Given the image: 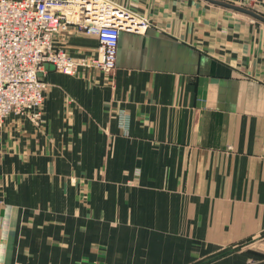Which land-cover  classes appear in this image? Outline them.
<instances>
[{"label": "crops", "instance_id": "1", "mask_svg": "<svg viewBox=\"0 0 264 264\" xmlns=\"http://www.w3.org/2000/svg\"><path fill=\"white\" fill-rule=\"evenodd\" d=\"M111 1L145 25L113 71L43 66V122L0 124V264H264V23ZM54 39L97 54L71 27Z\"/></svg>", "mask_w": 264, "mask_h": 264}, {"label": "built area", "instance_id": "2", "mask_svg": "<svg viewBox=\"0 0 264 264\" xmlns=\"http://www.w3.org/2000/svg\"><path fill=\"white\" fill-rule=\"evenodd\" d=\"M245 2L252 7L258 0ZM144 26L111 0H0V124L11 113L35 126L43 122L45 64L69 76L80 69L108 74L120 32ZM69 27L97 40L94 58L74 59L55 46V36Z\"/></svg>", "mask_w": 264, "mask_h": 264}, {"label": "water", "instance_id": "3", "mask_svg": "<svg viewBox=\"0 0 264 264\" xmlns=\"http://www.w3.org/2000/svg\"><path fill=\"white\" fill-rule=\"evenodd\" d=\"M208 1L211 2L212 4L223 6L225 8L231 9L233 11L246 14V15L251 16L252 18H254L256 20H259V21L264 23V16H262L261 14H259L258 12L254 11L252 9H249V8H246V7L237 6V5H233V4H230V3H227V2H223V1H220V0H208ZM44 66L45 67H53L50 64H45Z\"/></svg>", "mask_w": 264, "mask_h": 264}, {"label": "rangeland", "instance_id": "4", "mask_svg": "<svg viewBox=\"0 0 264 264\" xmlns=\"http://www.w3.org/2000/svg\"><path fill=\"white\" fill-rule=\"evenodd\" d=\"M244 6V5H243ZM244 7H247V8H249V9H252V10H254V11H256L255 9H253L254 8V6H248V5H245ZM261 238V237H260ZM246 244H249L250 243V241H247V242H245Z\"/></svg>", "mask_w": 264, "mask_h": 264}]
</instances>
